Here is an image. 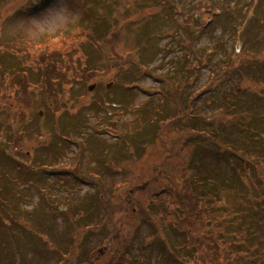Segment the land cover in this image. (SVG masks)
<instances>
[{
  "label": "rangeland",
  "instance_id": "1",
  "mask_svg": "<svg viewBox=\"0 0 264 264\" xmlns=\"http://www.w3.org/2000/svg\"><path fill=\"white\" fill-rule=\"evenodd\" d=\"M0 43L30 58L0 45L30 84L0 94V264H175L186 191L194 237H264V0H0Z\"/></svg>",
  "mask_w": 264,
  "mask_h": 264
},
{
  "label": "trees",
  "instance_id": "2",
  "mask_svg": "<svg viewBox=\"0 0 264 264\" xmlns=\"http://www.w3.org/2000/svg\"><path fill=\"white\" fill-rule=\"evenodd\" d=\"M89 40H90V43L95 42V39L93 38L92 35H89ZM0 45L4 49L13 50L14 52L16 51L17 55L15 57L16 59H14V60H15V62H19L20 65L23 66L27 62V60L29 61V59H30L29 53L26 52L27 50L25 49V46L18 47V46H16V44H12V43H0ZM30 47L31 46H29V49H30ZM55 55L57 56V59H54ZM63 57H69V59H70L71 55L70 56H63V53H61V52H59V53L57 51L49 52L47 50V48L39 53L38 63H40V64H38V67H39L40 73L42 74L41 76L43 77L44 85H45L44 89H46V93H47L49 100H54L56 98V93H55L56 83L52 82L53 80H55L54 79L55 77L53 79L51 78L50 80H47V78H48V75L52 76V73L57 72V71L67 67L66 62L63 60ZM8 59H12V58H8ZM57 66H64V67L61 69H58ZM69 67H71V66H69ZM224 68H226V67H224ZM188 71H191L190 66L188 67ZM227 73L228 72H226L225 75H227ZM26 77H27L26 73H23V72H19V73L14 72L12 74L8 73L5 69V67H3V64L0 63V94H1V98H6L7 97L6 93H10L12 91V89L17 87L16 88L17 90L14 91L15 94H17V92H20L19 94H17V96H18L17 100L19 99L20 102H22L25 105V101H23V99L27 101L29 99V93H30V89H29L30 84L28 83ZM58 77L62 80V78L60 76H58ZM228 77H229V75H228ZM182 82H180V83H182ZM39 86H42V83H40ZM2 95H3V97H2ZM21 95H22V97H21ZM190 97L191 96L189 94L187 96V99L189 100ZM15 99H16V97H15ZM191 100H193V98H191L189 101H191ZM190 104H192V102ZM188 109L190 110V112L193 113V107L192 106L189 107ZM192 117H195V116L192 114ZM177 119H178V117H170L167 119V122H164V119H161V120H163L161 122H160V120L154 121L155 122L154 126L155 125H163V124L167 125L169 123L174 122ZM150 123L153 124V122H150ZM156 123H158V124H156ZM151 126H153V125H151ZM155 130H156V136H158L156 127H155ZM186 194H187V191H186ZM186 194H181L180 199L178 201H176V203L179 204L178 207H179L180 211H182L183 220L186 222L185 224H182V225H184L182 229L185 228L187 230L186 235H189V237L192 238L191 243L197 245L201 254H202L201 256L198 257V260H196L194 264H213V263L221 264L222 263L221 257L218 255L221 251H223V249L221 248V244H220V241L218 239L216 240L213 238V236H207V235H204L201 238H196V239L193 238L194 237L193 236V234H194V223L197 220L201 219L202 214H204L205 210L207 211V209L202 210L200 207H203V205L200 202V200H198V199L192 200V199L188 198V195H186ZM105 211L107 213V217H109L110 219H113L115 213L117 212L115 207H113V208L107 207V208H105ZM174 214L177 216L178 215L177 211H174ZM113 238L115 240H117L118 237L114 236ZM212 254H214V255L216 254L215 259L213 258Z\"/></svg>",
  "mask_w": 264,
  "mask_h": 264
},
{
  "label": "flooded vegetation",
  "instance_id": "3",
  "mask_svg": "<svg viewBox=\"0 0 264 264\" xmlns=\"http://www.w3.org/2000/svg\"><path fill=\"white\" fill-rule=\"evenodd\" d=\"M250 225V223H247ZM245 238V237H244ZM251 241H248L246 245V249H248L249 251L246 253H241L240 252H233L228 250V245H227V249L224 252H220L218 256L221 257V264H264V247L262 246V244H264V237L260 236L259 238H255L254 236H250ZM187 240V237L185 239V241ZM185 244V242L179 246V248H181L183 251L179 252L177 254V258H175V260H177L178 262L175 264H184L183 260H188L189 262H191V264H194L196 260H198V257L201 256V252H199V248L197 245H195L193 248H188L187 250H189V252L184 251L183 245ZM192 249V250H190ZM259 249H262V251H259ZM100 252V251H99ZM172 255L174 256V253H172ZM213 258H216V254H212ZM169 255H167L165 257V259H168ZM166 264H174L173 262L171 263L168 262ZM215 264V263H213Z\"/></svg>",
  "mask_w": 264,
  "mask_h": 264
}]
</instances>
